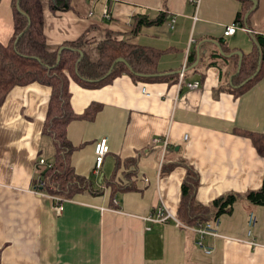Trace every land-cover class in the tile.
I'll return each mask as SVG.
<instances>
[{"label": "crops", "instance_id": "0c3cea01", "mask_svg": "<svg viewBox=\"0 0 264 264\" xmlns=\"http://www.w3.org/2000/svg\"><path fill=\"white\" fill-rule=\"evenodd\" d=\"M41 1L50 51L83 38L95 62L98 43L127 40L158 50V73L148 79L123 73L98 88L71 80V107L79 116L66 130L76 147L70 163L95 189L65 199L61 212L54 195L38 193L34 184L38 167L47 166L39 161L52 164L56 153L44 133L52 89L32 83L10 91L0 107V264H264V205L235 202L219 217L218 235L202 239L212 253L200 245L198 226L178 215L187 176L179 162L197 172L195 197L203 205L262 187L264 156L248 134L264 133V71L241 91L247 76L239 75L236 51L247 56L258 49L253 38L264 35V0L243 24L241 0H71L70 10L58 12ZM14 2L0 0L4 45L15 36ZM143 18L162 20L140 24ZM236 22L241 27L224 35ZM184 67L185 80L200 81L199 88L179 85ZM88 111L90 117L81 116ZM157 137L168 139L161 166ZM102 138L110 152L97 173ZM124 170L131 188L97 191ZM162 204L185 226L148 221Z\"/></svg>", "mask_w": 264, "mask_h": 264}, {"label": "trees", "instance_id": "16d2710c", "mask_svg": "<svg viewBox=\"0 0 264 264\" xmlns=\"http://www.w3.org/2000/svg\"><path fill=\"white\" fill-rule=\"evenodd\" d=\"M241 1L242 10L238 12L237 21L243 24L245 15L252 9L254 3L253 0ZM71 8V0H50L52 12L67 11ZM161 20L143 18L140 24H153ZM14 29V40L10 44L4 45L0 42V107L16 86H27L32 83L50 86L52 95L44 133L53 137L56 153L51 167L46 166L44 169L38 167L37 176L46 180L41 190L66 199L85 190L94 191L93 181L79 176L70 163V156L76 147L68 139L66 130L68 124L79 116L71 107L70 82L75 80L84 87L98 88L123 73L130 74L134 79L155 77L158 73L157 62L160 54L151 47L132 44L127 40L116 41L108 38L98 43L100 57L94 62L85 51L86 41L80 38L65 43L62 47L66 48L59 59L61 48L50 51L46 43L41 0H15ZM254 38L258 49L243 57L239 71V75L247 76L245 81L250 77L254 78L243 84L241 91L258 80L264 71V35H256ZM121 57L126 62H118L108 74L113 63ZM81 116L90 117L91 111ZM248 136L253 140L258 153L264 156V133H249ZM128 162L126 161V164ZM179 163L186 166L187 176L182 183V200L178 215L187 224L199 226L219 219L221 215L230 212L233 204L241 199L253 205H264V178L259 189L246 193H226L213 200L210 205H203L195 197L199 184L197 172L187 163ZM117 174L118 172L109 180L103 179L101 184L110 185L113 190L132 187L128 171H122L119 177ZM97 191H103V187L101 186Z\"/></svg>", "mask_w": 264, "mask_h": 264}, {"label": "built area", "instance_id": "2783aa9c", "mask_svg": "<svg viewBox=\"0 0 264 264\" xmlns=\"http://www.w3.org/2000/svg\"><path fill=\"white\" fill-rule=\"evenodd\" d=\"M106 15H109V12L106 11ZM241 27L239 22L233 23L229 26L226 27V30L224 32V35L229 36V35H233L237 29ZM243 29H245L246 31H250L253 32L250 28H245L243 27ZM185 69L186 67L183 68V71L180 74V82L179 85H182L183 83H185V85H187L188 89H197L200 87V81H192V82H187L184 78L185 76ZM142 92L144 95H150V92L147 90V88L145 86L142 87ZM162 145V154H161V161H160V166L161 164H164L165 162V155H166V150L168 148V139L167 138H161V137H157L154 139V144H160ZM110 152V146H109V142L107 138H102L100 139L95 146V156H96V172L98 173L103 162L104 159L106 157V155ZM40 165H47V167H51V164H47L45 159H41L39 161ZM37 181L35 183V189L36 191L39 193V191H42L41 189L45 186L46 184V180L43 179L42 177L36 176ZM101 186L103 188H105V185ZM43 192V191H42ZM54 199L57 202L56 205V209L57 211L61 212L63 210V201L66 198H63L61 196H54ZM148 221L151 222H167L170 219H175L176 223L178 225H184V223H182L181 220L177 219L175 216L172 215V213L168 210V208H166V206L164 204L159 205L147 218ZM256 222V217L253 213H251L250 216V225H254ZM219 223V219H216L214 221H208L206 223H204L203 225H199L196 228V231L200 234V245L204 248V251L206 253H212L213 248L210 246H204L202 243V239L205 237V235L209 234V235H218L217 230L215 229V225H218Z\"/></svg>", "mask_w": 264, "mask_h": 264}, {"label": "water", "instance_id": "95a60500", "mask_svg": "<svg viewBox=\"0 0 264 264\" xmlns=\"http://www.w3.org/2000/svg\"><path fill=\"white\" fill-rule=\"evenodd\" d=\"M253 7L252 9L245 15V20L247 21L249 16L251 15V13L255 10L257 4H258V0H253ZM20 9V8H19ZM255 43L257 42L255 40V38H253ZM66 47H61L60 51H59V59H60V56H61V53L62 51L65 49ZM81 55H83V52H81ZM236 55H239L240 59H239V63H238V71H240L241 69V64H242V60H243V57H244V54L241 52V51H236ZM118 62H126L124 58H118L112 65L111 69L109 70L108 74L111 73L112 69L114 68V66L118 63ZM259 71V70H258ZM252 78L254 77H250L249 79H247L246 81H244L243 84H245L246 82H248L249 80H251Z\"/></svg>", "mask_w": 264, "mask_h": 264}, {"label": "rangeland", "instance_id": "374dc122", "mask_svg": "<svg viewBox=\"0 0 264 264\" xmlns=\"http://www.w3.org/2000/svg\"><path fill=\"white\" fill-rule=\"evenodd\" d=\"M53 154H54V152H53ZM164 170H166V169H164Z\"/></svg>", "mask_w": 264, "mask_h": 264}]
</instances>
